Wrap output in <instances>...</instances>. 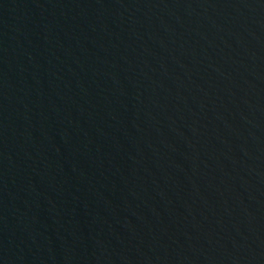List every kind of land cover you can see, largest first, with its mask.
<instances>
[{"label": "water", "instance_id": "obj_1", "mask_svg": "<svg viewBox=\"0 0 264 264\" xmlns=\"http://www.w3.org/2000/svg\"><path fill=\"white\" fill-rule=\"evenodd\" d=\"M0 264H264V0H0Z\"/></svg>", "mask_w": 264, "mask_h": 264}]
</instances>
